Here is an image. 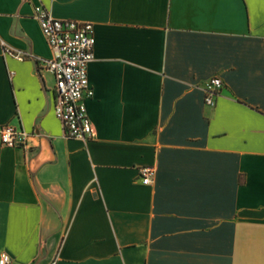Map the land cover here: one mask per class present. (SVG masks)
I'll use <instances>...</instances> for the list:
<instances>
[{
  "label": "crops",
  "instance_id": "0c3cea01",
  "mask_svg": "<svg viewBox=\"0 0 264 264\" xmlns=\"http://www.w3.org/2000/svg\"><path fill=\"white\" fill-rule=\"evenodd\" d=\"M35 7L93 26L88 141L54 115ZM5 125L29 136L0 142L14 264H264V0H0Z\"/></svg>",
  "mask_w": 264,
  "mask_h": 264
},
{
  "label": "built area",
  "instance_id": "2783aa9c",
  "mask_svg": "<svg viewBox=\"0 0 264 264\" xmlns=\"http://www.w3.org/2000/svg\"><path fill=\"white\" fill-rule=\"evenodd\" d=\"M34 18L53 55L51 59L41 60L38 72H49L54 78L53 111L62 126L63 136L66 139L88 141L93 136L85 105V100L93 97L88 79V65L94 60L93 26L73 20L55 19L42 7L34 8ZM4 53L18 61L31 57L9 48ZM222 89L221 79L214 77L208 80L202 87L204 104L213 107ZM28 139V134L11 125L0 129V142L4 147L24 148ZM138 175L143 185H150L153 183L155 169L141 167ZM0 264L14 263L6 252H2Z\"/></svg>",
  "mask_w": 264,
  "mask_h": 264
}]
</instances>
